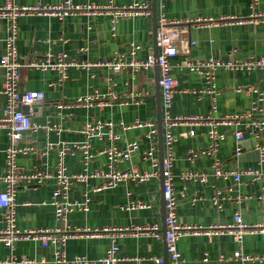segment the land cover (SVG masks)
I'll return each mask as SVG.
<instances>
[{
	"label": "crops",
	"instance_id": "0c3cea01",
	"mask_svg": "<svg viewBox=\"0 0 264 264\" xmlns=\"http://www.w3.org/2000/svg\"><path fill=\"white\" fill-rule=\"evenodd\" d=\"M134 0H115L117 6L130 5ZM149 2L153 0H136ZM61 0H17L19 6L54 5ZM79 5H106L109 0H74ZM5 0H0V6ZM251 0H166L164 13L171 20L180 23L173 28L183 32L184 50L171 63L178 81L174 98L173 116L195 117L225 116L247 114L244 125L264 119V70L235 72L221 69L217 73V111L212 113V97L203 93L205 88L203 76L190 73L178 66L187 59L216 58L228 61L231 58L243 61L251 56H264V22L259 24L221 25L200 28L190 26L188 22L197 19H220L226 16L247 17L251 14ZM257 12L264 14V0H260ZM159 16V10H158ZM110 16L92 14L76 15L59 20L53 17L27 15L19 19L18 47L22 63L26 64L33 56L43 57L48 52L66 53L70 59L80 62L97 63L116 54L125 56L128 61L133 58L147 60L155 57V37L152 14L122 18L116 31L112 30ZM7 21L0 19V57L4 54V43L7 35ZM196 42L195 45H190ZM136 46L140 49L133 55ZM158 49V46H157ZM159 53V49H158ZM21 90H37L45 94L46 101L36 106L32 121L41 126L38 131L25 134L22 144L31 146L37 153L22 154L18 157L19 166L25 170L44 168L52 172L57 163L56 151L43 156L40 150L48 143L54 144H88L94 155L89 165L92 171L107 168L108 159L101 152L115 143L125 148L131 142H138L139 152L131 162L119 166L125 170L135 167L141 172H151L155 167L151 160L145 159V152L156 149L161 172L158 106L155 66L151 72L135 73L130 67L120 73H109L105 69H71L69 78L60 84L58 74L53 71L21 70ZM4 70L0 67V116L3 114L5 98L1 93ZM255 87L263 95L258 100L257 94L237 92L236 89ZM149 94L145 96V94ZM113 94L116 98L110 96ZM99 96L108 101L110 106L84 107L74 106L78 98ZM98 102H95V104ZM62 106V108L60 107ZM65 106V107H64ZM258 107V109H255ZM29 113V112H28ZM97 121H109L114 126L118 140L86 135V125ZM136 121L153 122L157 133L152 128L124 129L122 124L131 127ZM176 143L174 146V189L178 197V221L185 226L198 229L229 228L234 223V216L240 213L248 226L264 222V176L252 181L243 175L241 181L213 177V156L199 154L192 161L187 155L190 151L201 152L211 143L208 137V126L204 124H184L174 128ZM219 131L226 135L221 143L219 157L226 171H244L253 168L264 173V159L258 148L264 147V130L257 136V130L243 128L244 138L241 141L243 153L236 156V127L221 126ZM104 133L108 129H103ZM164 144V143H163ZM9 138L5 130L0 129V174L6 171L5 150ZM165 157V151H164ZM70 174L82 173L85 168L82 151L69 155L65 160ZM187 171L204 173L209 176L207 183L184 181L181 174ZM158 179L144 182H126L116 187L94 191L102 183L100 178L90 180L89 184H78L71 196L82 202L84 193L90 199L88 211L70 213L68 225L90 230L111 229L105 236L71 239L66 245L68 258L85 256L90 260H99L106 255L117 235L113 230L158 225L164 238V209L162 184ZM5 186L0 183V191ZM56 190L54 181L43 186H22L17 194V226L21 230L57 229L61 227L51 205V198ZM139 201L148 204V208H131ZM44 203L46 205H44ZM5 228L3 211L0 210V230ZM118 244L120 260L115 264H157L153 259H165V242L152 234H125L115 240ZM178 249L184 264H244L235 259V252L264 255V232L246 233L237 241L227 231L208 237L207 235L190 234L178 242ZM53 247L44 248L34 241L19 242L16 253L30 258L53 260ZM9 254V249L0 244V258ZM221 257L223 258L221 260ZM208 258V261L205 259ZM250 264V263H248Z\"/></svg>",
	"mask_w": 264,
	"mask_h": 264
},
{
	"label": "built area",
	"instance_id": "2783aa9c",
	"mask_svg": "<svg viewBox=\"0 0 264 264\" xmlns=\"http://www.w3.org/2000/svg\"><path fill=\"white\" fill-rule=\"evenodd\" d=\"M260 0H251L252 12L247 17L226 16L220 19H197L194 22H188L190 26L211 27L221 25H243L246 23L259 24L264 22V14L257 12V6ZM166 0H158V24L157 46L159 49L157 63L160 72V89L162 94V116H163V141H164V198L166 202V220L165 224L167 231L165 236L161 235L158 225L137 227L133 230L121 229L113 230L117 235L114 237V243L106 252V255L99 260H90L85 256H76L68 258L66 253V245L71 239L92 238L105 236L111 233V229L104 228L103 230L76 227L71 229L68 225L69 215L74 211H88L89 201L87 194L84 193L85 200L79 202L71 196L72 189L78 184L88 185L90 180L100 178L102 183L94 191H101L110 187H116L119 184L126 182L144 183L158 179L160 172L158 170L159 162L157 160L156 149L145 152L144 158L151 160L155 169L151 172H141L135 167L122 170L119 166L123 163L131 162L134 155L140 150L138 142H131L125 148L118 147L113 143L110 147L102 151L108 159L107 168L103 170L92 171L89 165L94 158L90 152L88 144H54L48 143L44 146L40 153L47 156L51 151L57 153V163L55 170L49 172L44 168H36L33 170H25L19 166L18 157L22 154L37 153V150L31 146H24L22 140L25 134L29 131H38L41 126L32 121V113L36 106L45 103L46 97L44 92L35 90H21V70L26 67L30 70L37 71H53L58 74L60 84L66 82L69 78V70L71 69H91L99 67L105 69L109 73H120L127 68H132L135 73L151 72L155 66V58L150 56L147 60H137L133 58L128 61L125 56L116 54L111 58L99 61L97 63L80 62L70 59L68 54H54L48 52L43 57L33 56L24 64L21 61V56L18 47L19 38V19L27 15H39L57 18L64 20L65 18L92 14L97 16H110L112 22V30L116 31V26L122 18L136 16H150L152 14V6L149 2H139L134 0L130 5L117 6L115 0H109L106 5H79L74 0H61L60 3L54 5L34 6H19L17 0H5V4L0 6V19L7 21V35L5 39L4 54L0 57V67L4 70V80L1 93L5 98L3 114L0 116V129L7 132L9 145L5 150V165L6 171L0 174V183L5 186L4 190L0 191V210L3 211L5 220V228L0 230V244L9 249V254L0 258V264H115L119 258V246L116 244L118 236L125 234H152L156 239H163L166 244L169 264H184V259L178 249L179 240L190 234L203 233L208 237H212L219 232L227 231L237 241H241L246 233L264 232V222L260 225L248 226L240 213L235 214L234 223L229 228L219 227L217 229H198L194 226H185L178 221V197L174 189V146L176 138L174 136V128L184 124H204L208 126V137L211 141L209 147L201 152L190 151L187 155L189 160H193L199 154H207L213 156V177L216 179L228 180L235 178L241 181L242 176H249L252 181L263 178L264 173L253 168H247L244 171H226L219 157L221 143L226 139V135L219 131L221 126L236 127V140L238 142L236 148V156L240 157L243 153L241 141L244 138L243 128L249 127L257 130V136L264 130V119L252 121L251 125H244L247 120V114H239L225 116L223 118H215L212 116L203 117H176L173 116L172 110L174 106V98L177 92L178 81L174 74V67L171 61L176 58L181 51L184 50V41L182 39L183 32L178 31L174 26L180 22L169 19L164 13ZM196 42H191L190 45H195ZM140 47L136 46L133 50V55L139 51ZM181 70L187 69L190 73H197L204 78L206 84L202 89L203 93L212 97V113L217 111V73L221 69L248 72L264 70V56H251L243 61H237L231 58L224 61L216 58H206L203 60L192 59L187 56L185 61L178 66ZM237 92H245L248 94H257L258 100H263V94L258 88L246 87L236 89ZM149 95L148 93L145 96ZM110 96L116 98L115 95ZM74 106L84 107H104L110 106V103L99 99V96H89L86 98H78L75 100ZM95 102H98V104ZM62 108V106H60ZM65 107V106H64ZM25 108L28 110L25 111ZM255 109H258L256 107ZM29 112V113H28ZM114 124L109 121H97L86 125V135L89 139L93 137L104 138L106 135L110 140H118V136L114 134ZM124 129L129 128H152L151 133L156 134L157 128L153 122L136 121L131 127L122 124ZM107 128L108 132L104 133L103 129ZM261 153V158L264 159V147L258 148ZM82 151L84 157L85 168L82 173L70 174L66 166L65 160L69 155H75ZM181 179L184 181H199L207 183L209 176L204 173H196L187 171L181 174ZM49 181H54L56 190L50 200L51 205L55 207V212L58 220L61 222V227L57 229H29L21 230L17 226V194L22 186H43ZM264 203V198H263ZM44 205H46L44 203ZM131 208H148V204L139 201L136 205L129 204L126 206ZM34 241L39 243L44 248L53 247V260L49 262L46 258H30L27 256H19L16 253V246L19 242ZM235 259L244 264H264V255L245 254L237 251L234 254ZM223 258L221 257V260ZM157 264H163V259L154 258ZM208 261V258L205 259Z\"/></svg>",
	"mask_w": 264,
	"mask_h": 264
},
{
	"label": "water",
	"instance_id": "95a60500",
	"mask_svg": "<svg viewBox=\"0 0 264 264\" xmlns=\"http://www.w3.org/2000/svg\"><path fill=\"white\" fill-rule=\"evenodd\" d=\"M152 21L154 25V45L156 48L155 51V72H156V89H157V106H158V127H159V150H160V162H161V172H160V180L162 184V199H163V209H164V228H163V234L165 236V233L167 231V227L165 224L166 220V202L164 198V176H163V164H164V141H163V116H162V94H161V89H160V72H159V66L157 63V58H158V49H157V32L159 29V24H158V0H153L152 1ZM36 108V107H35ZM28 109L25 108V111ZM166 264H169V259H168V254L166 250V244H165V259H164Z\"/></svg>",
	"mask_w": 264,
	"mask_h": 264
}]
</instances>
